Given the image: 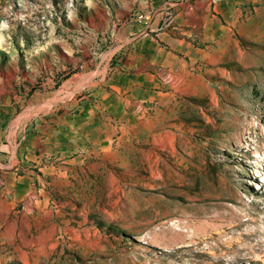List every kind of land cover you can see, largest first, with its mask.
<instances>
[{"label": "rangeland", "instance_id": "obj_1", "mask_svg": "<svg viewBox=\"0 0 264 264\" xmlns=\"http://www.w3.org/2000/svg\"><path fill=\"white\" fill-rule=\"evenodd\" d=\"M0 264H264V0H0Z\"/></svg>", "mask_w": 264, "mask_h": 264}, {"label": "bare ground", "instance_id": "obj_2", "mask_svg": "<svg viewBox=\"0 0 264 264\" xmlns=\"http://www.w3.org/2000/svg\"><path fill=\"white\" fill-rule=\"evenodd\" d=\"M255 186L257 187V185H255ZM192 227H193V226H192ZM165 228H166L165 230H168V231H169L170 229L172 230L171 226H169L168 228H167V227H165ZM175 229H176V228H175ZM193 230H194V229H193ZM168 231H167V232H168ZM175 231H176V230H175ZM175 231H174V232H175ZM187 231H188V230H187ZM169 233H170V232H169ZM172 233H173V232H172ZM166 234H167V233H166ZM179 234H180V233H179ZM182 234H183L184 237L186 236V232H183V231H182ZM182 234H180V235L182 236ZM194 234H195V232H193V233L190 234V238H191V239H192V236L194 237ZM174 235H175V234H174ZM187 236H189V234H188ZM184 237H183V238H184ZM183 238H182V239H183ZM186 238H187V237H186ZM184 239H185V238H184ZM188 240H189V238H188Z\"/></svg>", "mask_w": 264, "mask_h": 264}, {"label": "built area", "instance_id": "obj_3", "mask_svg": "<svg viewBox=\"0 0 264 264\" xmlns=\"http://www.w3.org/2000/svg\"><path fill=\"white\" fill-rule=\"evenodd\" d=\"M142 16H143V15H140L139 17H142ZM145 17H148V16L145 15Z\"/></svg>", "mask_w": 264, "mask_h": 264}]
</instances>
